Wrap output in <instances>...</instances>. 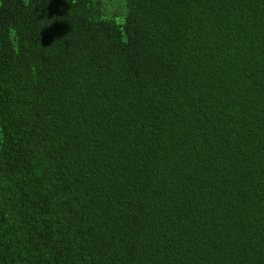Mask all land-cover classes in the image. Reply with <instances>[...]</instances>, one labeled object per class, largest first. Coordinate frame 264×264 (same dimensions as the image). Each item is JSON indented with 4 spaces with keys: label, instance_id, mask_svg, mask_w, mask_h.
Masks as SVG:
<instances>
[{
    "label": "trees",
    "instance_id": "16d2710c",
    "mask_svg": "<svg viewBox=\"0 0 264 264\" xmlns=\"http://www.w3.org/2000/svg\"><path fill=\"white\" fill-rule=\"evenodd\" d=\"M0 264H264V0H0Z\"/></svg>",
    "mask_w": 264,
    "mask_h": 264
}]
</instances>
